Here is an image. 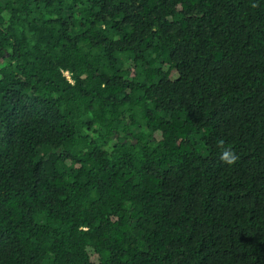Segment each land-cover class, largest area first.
Listing matches in <instances>:
<instances>
[{
	"label": "trees",
	"instance_id": "1",
	"mask_svg": "<svg viewBox=\"0 0 264 264\" xmlns=\"http://www.w3.org/2000/svg\"><path fill=\"white\" fill-rule=\"evenodd\" d=\"M0 264H264V0H0Z\"/></svg>",
	"mask_w": 264,
	"mask_h": 264
},
{
	"label": "rangeland",
	"instance_id": "2",
	"mask_svg": "<svg viewBox=\"0 0 264 264\" xmlns=\"http://www.w3.org/2000/svg\"><path fill=\"white\" fill-rule=\"evenodd\" d=\"M198 139V137H197ZM196 142V140H194ZM199 142H196L197 150L201 153H206V147L203 145V143L198 139ZM199 143V144H198Z\"/></svg>",
	"mask_w": 264,
	"mask_h": 264
},
{
	"label": "clouds",
	"instance_id": "3",
	"mask_svg": "<svg viewBox=\"0 0 264 264\" xmlns=\"http://www.w3.org/2000/svg\"><path fill=\"white\" fill-rule=\"evenodd\" d=\"M221 143H223V142L221 141ZM227 156H228V153H225L224 155H222L221 159H222V160H225V161H226L227 163H229V164L233 163L234 160H235V157L233 156V158H232L231 160H228V159H227Z\"/></svg>",
	"mask_w": 264,
	"mask_h": 264
},
{
	"label": "water",
	"instance_id": "4",
	"mask_svg": "<svg viewBox=\"0 0 264 264\" xmlns=\"http://www.w3.org/2000/svg\"><path fill=\"white\" fill-rule=\"evenodd\" d=\"M63 149V148H62ZM57 150H53L52 152H56Z\"/></svg>",
	"mask_w": 264,
	"mask_h": 264
}]
</instances>
